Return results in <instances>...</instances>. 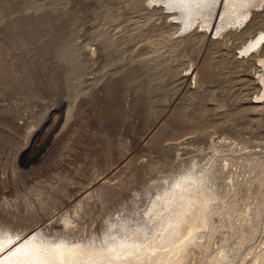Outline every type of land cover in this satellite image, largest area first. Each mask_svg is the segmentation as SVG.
<instances>
[{
    "label": "rangeland",
    "instance_id": "obj_1",
    "mask_svg": "<svg viewBox=\"0 0 264 264\" xmlns=\"http://www.w3.org/2000/svg\"><path fill=\"white\" fill-rule=\"evenodd\" d=\"M177 1L0 0V247H148L190 179L180 264H264V0Z\"/></svg>",
    "mask_w": 264,
    "mask_h": 264
},
{
    "label": "bare ground",
    "instance_id": "obj_2",
    "mask_svg": "<svg viewBox=\"0 0 264 264\" xmlns=\"http://www.w3.org/2000/svg\"><path fill=\"white\" fill-rule=\"evenodd\" d=\"M158 1L167 2L170 7H175L178 2L177 0ZM192 2L195 4L194 1ZM213 2L215 3L216 0ZM252 2L255 4L258 0H252ZM192 5L190 3V6ZM237 6L239 5L237 4ZM237 6L235 5L234 8ZM187 8L186 5L181 8V17H184V19H189L192 13ZM214 16L212 20L208 21L210 26ZM116 171L117 169L112 170L107 176L94 184V187L103 184L104 180L115 175ZM189 180L177 183L173 191L163 198L166 209L172 213L173 222L171 224L167 223L166 230L160 233V237L157 235L148 247L134 246L130 241L120 240L109 243L104 250L91 249L86 252V249L81 247L72 249L75 246L70 248L65 242L57 246L47 243L52 242L47 233L43 230L34 229L25 232L22 241L12 242L10 248L7 249V246L0 247V264H180L186 257L187 248L181 243L191 238L196 228L206 222V212L210 205L209 201H204L202 197V185ZM90 192L91 187L84 193L82 192V197L86 199L89 197ZM175 197L178 199L175 200ZM53 218L49 217L48 220L51 221ZM186 233L188 236H185ZM155 240L159 242L156 243Z\"/></svg>",
    "mask_w": 264,
    "mask_h": 264
}]
</instances>
